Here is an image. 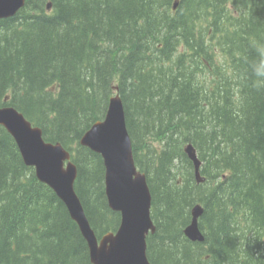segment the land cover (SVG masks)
<instances>
[{
    "label": "trees",
    "instance_id": "1",
    "mask_svg": "<svg viewBox=\"0 0 264 264\" xmlns=\"http://www.w3.org/2000/svg\"><path fill=\"white\" fill-rule=\"evenodd\" d=\"M117 92L152 194L151 264H263L264 0H26L0 20V107L71 153L99 239L121 214L102 157L80 140ZM196 205L203 243L184 233ZM0 264H92L67 207L1 125Z\"/></svg>",
    "mask_w": 264,
    "mask_h": 264
},
{
    "label": "water",
    "instance_id": "2",
    "mask_svg": "<svg viewBox=\"0 0 264 264\" xmlns=\"http://www.w3.org/2000/svg\"><path fill=\"white\" fill-rule=\"evenodd\" d=\"M25 6L26 0H0V20L15 17ZM177 7L176 2L174 10ZM0 125L13 137L25 164L35 169L38 180L48 185L67 207L88 243L92 264H151L147 238L156 232L151 216L152 194L146 174L135 163L124 104L118 92L111 98L105 118L93 124L80 140L83 147L102 157L108 205L121 214L118 230L100 239L76 193L78 169L71 153L60 143L47 142L43 130L13 106L0 108ZM185 153L194 165L198 183H202V161L193 144L186 145ZM203 213V206L196 205L192 221L184 231L192 242L205 241L199 226Z\"/></svg>",
    "mask_w": 264,
    "mask_h": 264
},
{
    "label": "bare ground",
    "instance_id": "3",
    "mask_svg": "<svg viewBox=\"0 0 264 264\" xmlns=\"http://www.w3.org/2000/svg\"><path fill=\"white\" fill-rule=\"evenodd\" d=\"M9 106H10V105H9ZM0 108H1V107H0ZM2 127H3V126H2ZM9 135H10V134H9ZM62 145H63V144H62ZM211 152H212V151H211ZM205 154H206V153H205ZM201 176H202V173H201ZM203 183H204V182H203ZM191 242H192V241H191ZM254 245H255V244H254ZM251 250H252V249H251ZM259 258H260V257H259ZM261 259H262V258H261ZM255 260H256V259H255ZM249 262H250V261H249ZM252 262H253V261H252ZM260 262H261V261H260ZM260 262H259V263H260ZM233 263H234V262H233ZM259 263H258V264H259ZM236 264H237V263H236ZM253 264H254V263H253ZM263 264H264V263H263Z\"/></svg>",
    "mask_w": 264,
    "mask_h": 264
}]
</instances>
